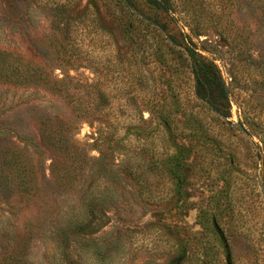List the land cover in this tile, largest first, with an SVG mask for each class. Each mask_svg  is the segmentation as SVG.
<instances>
[{
	"label": "rangeland",
	"instance_id": "obj_1",
	"mask_svg": "<svg viewBox=\"0 0 264 264\" xmlns=\"http://www.w3.org/2000/svg\"><path fill=\"white\" fill-rule=\"evenodd\" d=\"M170 1L169 34L217 67L228 121L245 136L197 107L189 71L170 63L163 40L116 0H0L6 60L75 78L69 106L99 107L92 100L99 93L105 107L100 125L85 122L74 134L86 145L90 171L79 182L59 179L71 165L52 166L64 157L40 143L35 107L45 93L0 84L7 134L0 137V264L12 257L18 264H264V0ZM151 109L169 112L179 127L192 115L219 142L217 149L177 136L189 158L181 201L154 169L170 151ZM128 126L142 127L141 138L128 136L115 148ZM17 176L29 185L24 193ZM81 185L83 194L71 192ZM90 212L100 217L95 230L65 232L67 222L90 219Z\"/></svg>",
	"mask_w": 264,
	"mask_h": 264
},
{
	"label": "trees",
	"instance_id": "obj_2",
	"mask_svg": "<svg viewBox=\"0 0 264 264\" xmlns=\"http://www.w3.org/2000/svg\"><path fill=\"white\" fill-rule=\"evenodd\" d=\"M137 2H140L146 7L147 14L141 12L133 0H116L117 7L127 12L128 9L134 11V13L131 12V14L136 18L137 23L149 28L151 33L158 35V37L163 40L162 44L164 43L165 54L170 63L175 62L176 67L184 68L189 71L192 77L195 103L197 104V107L206 113H211L214 117L213 119H215L216 123L219 125L224 127L228 126V128H236V130L241 131L245 136L246 131L242 126L235 127L228 121L231 117L230 101L228 92L217 67L213 62L201 56L194 47L191 48L187 46L183 41H177L173 35L169 34L166 20L170 19L171 15L175 13L171 1L137 0ZM139 17H141V19ZM6 56L10 58L9 54L0 52V84L8 85L13 89L30 85L45 93L42 96V99L47 101L38 100L39 104L35 107V117L40 126V143L46 145L51 151L59 153L60 155L62 154L60 158L64 157L63 162L56 160L58 163L56 162L52 164V166H55L56 164V166L64 167V164L66 165V162L69 160L71 165L69 173L61 168V170L58 171V174H60L59 179H66V177L70 175L69 178H71V180L74 182L75 180H78L77 182H79V180L90 171L92 160L87 155L85 149L86 145L77 143L74 140V134L78 131L79 126L85 122L101 124L102 112L105 108L101 102L104 101L103 95L99 93L92 94L93 102L100 101L97 105H101L94 109L89 107L84 108L72 106L73 104L69 106L66 103H70L71 99L76 96V94L72 92L73 82L76 80L75 78L63 76L62 78L57 79L51 75L48 76L44 72L43 67L31 66L17 59L6 60ZM161 58L164 57L161 56ZM53 73L54 72H52V74ZM82 86L84 87V85L79 83V87L81 88ZM75 99H77L75 100L76 102L80 101L79 98ZM45 103L48 104V106ZM1 105L4 106L3 103ZM150 114H156L157 119L167 131V143L169 144L170 151L167 156L155 160L154 169L165 174L167 179L173 184V186H175L172 199L175 197L181 201L183 196V185L186 181V164L189 158H187V149H184L183 145L176 144L177 136L190 141L198 137L197 139H202L203 143L206 145L213 142L212 144L215 148H217L216 146L217 143L219 145V142L214 137L210 136V139L208 132L203 128L202 122L192 115L188 116L190 121L187 127H179L177 123L169 119V112L151 109ZM1 126L2 124L0 123V137H4L7 134L4 128L1 129ZM175 131H179V135L174 134ZM101 132V129H97L95 132V135L98 138L97 141L100 142L102 141L101 137L103 134ZM142 133V127L128 126L125 129L123 138L116 141V144L112 138L110 139L114 142V147L116 148L117 146H120L121 142L128 136L132 135L135 138L140 139ZM199 134L201 136H198ZM110 136L113 137L112 135ZM101 156V159H103L102 153H100V157ZM257 157L260 158L259 153H257ZM16 182L21 189L20 193H24L26 188L29 187V185H26L25 177L23 176H17ZM82 187L83 185L79 188H73L71 192L75 195L83 194L84 189ZM261 195L264 199V175L261 178ZM89 217L90 219L88 218L87 220L76 219L67 222L63 229L65 232L75 236L84 237L87 233L97 228L98 225L96 224V221L100 218L96 217L91 212L89 213ZM211 225L210 223H207V227L210 228ZM214 230L215 229L211 227V231L214 232ZM221 244H223V247L225 248V242L222 238ZM1 262L3 261L1 260ZM7 263L18 264L14 257L8 258ZM71 264L75 263L71 262Z\"/></svg>",
	"mask_w": 264,
	"mask_h": 264
}]
</instances>
